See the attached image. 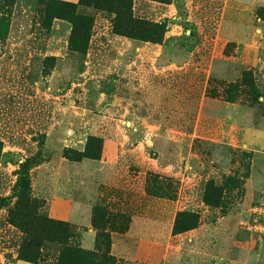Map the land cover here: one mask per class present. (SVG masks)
<instances>
[{
    "label": "rangeland",
    "instance_id": "1",
    "mask_svg": "<svg viewBox=\"0 0 264 264\" xmlns=\"http://www.w3.org/2000/svg\"><path fill=\"white\" fill-rule=\"evenodd\" d=\"M56 1L0 0V264H264V0Z\"/></svg>",
    "mask_w": 264,
    "mask_h": 264
},
{
    "label": "trees",
    "instance_id": "2",
    "mask_svg": "<svg viewBox=\"0 0 264 264\" xmlns=\"http://www.w3.org/2000/svg\"><path fill=\"white\" fill-rule=\"evenodd\" d=\"M50 2L51 5L54 7H56L55 5H58L61 8L76 10V6L69 2L56 1V0H50ZM6 16H7L6 9L4 8V6H0V39L1 40L6 38L8 34V20ZM59 16H60L59 14L54 15V17H59ZM65 251L73 257L81 258L84 264H111L109 257L107 256L98 257L93 252L85 251L82 248H74L72 246L67 245Z\"/></svg>",
    "mask_w": 264,
    "mask_h": 264
},
{
    "label": "built area",
    "instance_id": "3",
    "mask_svg": "<svg viewBox=\"0 0 264 264\" xmlns=\"http://www.w3.org/2000/svg\"><path fill=\"white\" fill-rule=\"evenodd\" d=\"M257 214L255 216V219L253 220L254 225L253 229L258 230L261 233H264V207L260 206L256 209Z\"/></svg>",
    "mask_w": 264,
    "mask_h": 264
}]
</instances>
